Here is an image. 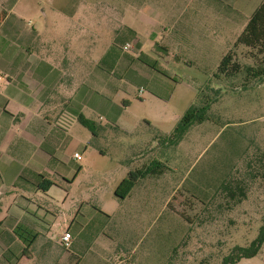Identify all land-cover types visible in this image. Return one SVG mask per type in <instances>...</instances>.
I'll return each mask as SVG.
<instances>
[{"label": "rangeland", "instance_id": "rangeland-1", "mask_svg": "<svg viewBox=\"0 0 264 264\" xmlns=\"http://www.w3.org/2000/svg\"><path fill=\"white\" fill-rule=\"evenodd\" d=\"M56 1L18 0L12 13H21L31 31L39 25L45 50L63 58L66 70L79 69L83 89L95 76H107L113 88L106 107L85 110L95 132L77 125L76 135L88 143L79 150L83 161L74 168L75 182L56 178L60 187L42 200L56 221L48 237L80 211L84 217L77 220L102 228L123 264H224L264 226V54L236 46L247 19L214 6L207 28L216 47L196 57L200 66H188L195 57L180 52L181 62L167 65L153 49L173 42L171 25L162 29L139 19L125 0H80L79 10V0H62L75 21L58 25ZM185 2L173 1L171 13L186 12ZM127 24L138 29L143 51L156 61L132 59L120 76L107 53L123 52L117 36ZM229 53L241 69L225 75L219 66ZM191 109L205 120L178 139L177 128ZM147 169L132 197L116 196L119 181ZM239 264H264V244L258 256Z\"/></svg>", "mask_w": 264, "mask_h": 264}, {"label": "crops", "instance_id": "crops-1", "mask_svg": "<svg viewBox=\"0 0 264 264\" xmlns=\"http://www.w3.org/2000/svg\"><path fill=\"white\" fill-rule=\"evenodd\" d=\"M173 1L125 0V3L139 19L154 22L162 29H166L165 24L171 25L175 29L174 43L157 45L153 52L167 65L181 62L177 52L195 57L186 62L191 67L200 66L196 57H206L216 47L207 28L210 9L216 6L232 10L248 23L263 2L188 0L182 7L186 12L177 15L170 11ZM80 4L81 1L74 3V10H79ZM95 4L106 7V3ZM17 5L18 0H0V264H123L120 250L112 252L115 243L103 235L102 228L77 220L83 216L80 211L73 221L59 226V233L48 237L56 229V221L42 200L49 197L51 188L60 187L56 178L69 185L75 182L74 168L81 169L79 161H83L79 150L88 143L75 133L77 125H82L79 117L87 119L85 110L91 106L106 107V102H111L107 93H112L113 86L107 76H95L83 89L79 69L66 70L63 58L56 59L45 50L46 44L39 40L42 33L39 25L31 31L21 13H12ZM52 7L59 13L53 19L55 24L75 21L62 0ZM49 21L46 15V23ZM129 24L118 36L124 34L127 38L135 34L139 48L135 46L136 54L123 52L124 62L121 58L110 61L111 69L120 76L129 70L132 59L156 61L143 51L138 29ZM75 154L81 159H76ZM41 177L54 183L48 191L39 189ZM134 189L128 197H132ZM65 230L73 238L69 250L61 241Z\"/></svg>", "mask_w": 264, "mask_h": 264}, {"label": "trees", "instance_id": "trees-1", "mask_svg": "<svg viewBox=\"0 0 264 264\" xmlns=\"http://www.w3.org/2000/svg\"><path fill=\"white\" fill-rule=\"evenodd\" d=\"M122 35L118 36L117 40H120L121 42H123V44L126 42H133L135 46L139 48V42L137 41V37L135 34L131 33V35L127 36V38L125 36L123 37ZM237 45H244L245 47L250 49H259V51L264 54V0L261 6L254 13V15L249 19L246 28L237 40L236 46ZM113 51L114 49L111 48L107 53V57H110L112 61L119 60L123 52H121L120 54L119 52H117V50L112 53ZM139 60L142 61L143 59L139 58ZM240 69L241 66L236 62H233V54L231 53H229L222 59L219 66V71L225 75H229L230 72L237 73L240 71ZM251 70L252 68L249 69V71ZM200 113L192 109L186 112V114L182 117L181 123L176 131V137L178 139H181L182 136H184V134L194 123H201L205 120L204 113ZM79 121L84 127L88 128L92 132H95L94 125L86 118H84L83 115L79 117ZM150 172L151 171L147 169L145 171L139 170L130 173L128 178L124 179L118 186L115 192L116 196L121 199H126L130 195L138 181L145 178L150 174ZM53 185L54 183L50 179L41 177L39 189L42 191H48ZM263 244L264 226L261 228L259 237L256 240L252 241L249 246L235 247L232 254L224 261V264H238L243 259H251L256 257L259 254Z\"/></svg>", "mask_w": 264, "mask_h": 264}, {"label": "built area", "instance_id": "built-area-1", "mask_svg": "<svg viewBox=\"0 0 264 264\" xmlns=\"http://www.w3.org/2000/svg\"><path fill=\"white\" fill-rule=\"evenodd\" d=\"M122 51L125 52V53H131L134 51L135 49V44L134 43H126L122 46ZM0 80H2V77H0ZM142 89L140 90V93H142ZM76 159L80 160L81 157L80 155L78 154H75L74 156ZM72 234L69 230H65L63 235H62V238H61V241H62V245L63 247L66 249V250H69L72 246Z\"/></svg>", "mask_w": 264, "mask_h": 264}]
</instances>
